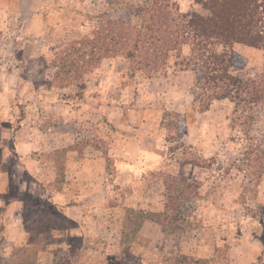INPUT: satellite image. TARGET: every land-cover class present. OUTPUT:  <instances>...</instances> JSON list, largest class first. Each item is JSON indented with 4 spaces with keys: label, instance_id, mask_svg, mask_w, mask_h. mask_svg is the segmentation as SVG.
Returning a JSON list of instances; mask_svg holds the SVG:
<instances>
[{
    "label": "rangeland",
    "instance_id": "rangeland-1",
    "mask_svg": "<svg viewBox=\"0 0 264 264\" xmlns=\"http://www.w3.org/2000/svg\"><path fill=\"white\" fill-rule=\"evenodd\" d=\"M191 14L0 0V264H264V100L207 105L172 33ZM230 50L264 79V49Z\"/></svg>",
    "mask_w": 264,
    "mask_h": 264
},
{
    "label": "trees",
    "instance_id": "trees-1",
    "mask_svg": "<svg viewBox=\"0 0 264 264\" xmlns=\"http://www.w3.org/2000/svg\"><path fill=\"white\" fill-rule=\"evenodd\" d=\"M195 1L209 15H185L172 33L175 32L181 45L186 44L185 40L190 41L191 56L186 65L201 69V74L205 72V77L197 81L207 92L202 98L208 100L207 105L230 98L236 107L250 110L264 100V79L258 82L232 76L229 69L234 56L230 48L233 44H242L264 49V0ZM171 35L166 37L164 46H169ZM218 46L223 50L217 51Z\"/></svg>",
    "mask_w": 264,
    "mask_h": 264
},
{
    "label": "crops",
    "instance_id": "crops-1",
    "mask_svg": "<svg viewBox=\"0 0 264 264\" xmlns=\"http://www.w3.org/2000/svg\"><path fill=\"white\" fill-rule=\"evenodd\" d=\"M64 215L67 218H69L71 220L73 219L76 222H78V227L75 230H77V231H83L84 230L83 229L84 227L81 225L80 220H79L81 217H83L82 216L83 215V211H82V206L81 205H79V207L73 206V207L65 208ZM79 215L81 216L80 218L78 217Z\"/></svg>",
    "mask_w": 264,
    "mask_h": 264
}]
</instances>
